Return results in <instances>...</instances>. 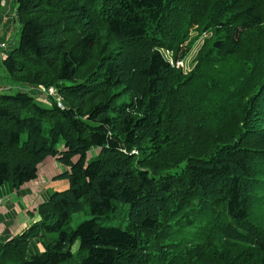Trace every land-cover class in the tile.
I'll return each instance as SVG.
<instances>
[{
	"label": "trees",
	"instance_id": "trees-1",
	"mask_svg": "<svg viewBox=\"0 0 264 264\" xmlns=\"http://www.w3.org/2000/svg\"><path fill=\"white\" fill-rule=\"evenodd\" d=\"M16 2L2 66L57 93H0V187L52 157L68 188L0 264H264V0ZM192 31L212 33L186 73L167 52L184 58Z\"/></svg>",
	"mask_w": 264,
	"mask_h": 264
},
{
	"label": "crops",
	"instance_id": "crops-1",
	"mask_svg": "<svg viewBox=\"0 0 264 264\" xmlns=\"http://www.w3.org/2000/svg\"><path fill=\"white\" fill-rule=\"evenodd\" d=\"M14 5L15 0H3V11L0 16V39L4 45L0 51V57L2 60H4V58L9 55L14 46H16L18 43L15 39V43L12 45L13 48L11 47L9 49V42L11 41L12 35L16 33L20 27V23L17 19V6L15 7ZM7 88L8 89H5L7 90L6 93L15 92L17 90H25L27 93L34 96L39 103H41V101L46 98L40 93L38 87L35 86L9 85ZM40 176L41 173L39 172L37 180L40 179ZM37 180L33 182H36ZM33 182L28 183L23 187H30V190L25 191L26 194L28 193L25 198L21 196V192H24L23 188L20 190L11 188L9 189L8 196L11 197L12 201L13 195H17L18 200L24 198V200H21L20 204L18 202L16 204L12 203L11 199H9V203H6L8 200H6V198L8 197H5L3 201L0 200V245H2L5 241L10 240L14 236L22 233L28 226L35 222L38 219L36 209L42 202L49 199V192L43 189V187L34 188V186L31 185ZM51 183L55 184V180H53ZM40 194L43 196L38 197ZM20 206H22L21 212L18 210ZM23 212L25 214H23Z\"/></svg>",
	"mask_w": 264,
	"mask_h": 264
},
{
	"label": "rangeland",
	"instance_id": "rangeland-1",
	"mask_svg": "<svg viewBox=\"0 0 264 264\" xmlns=\"http://www.w3.org/2000/svg\"><path fill=\"white\" fill-rule=\"evenodd\" d=\"M14 6L15 7L17 6L16 0H15V5ZM21 28H22V26L20 24V27L17 30V32L12 35L11 41L9 42V49L15 43V39H16V41L18 43H17L16 46H14V48L19 46L20 38H21ZM211 33H212L211 31H205V32H203L202 35L199 36L198 32H196V31H192L191 32L190 40H192V38L195 37L191 41V42H195V44L187 51V55H185L184 58H181L180 60H178L179 62L181 61V62L184 63V65L181 66L180 68H182L186 73L187 72L189 73L193 69V67L195 66L196 55H197L198 51L201 49V47L203 46V44L206 41H208L207 39L211 37ZM189 41L185 44V47H188L187 44L189 43ZM167 53H168V56H169L170 60L173 61L174 64L176 65L177 61L174 60L173 54L171 52H167ZM167 53H166V55H167ZM0 62H1V64H0V87L2 89H8L7 87L9 85L16 86V84H14L12 82V80L8 77V74L6 73L5 68L2 66V58L1 57H0ZM44 97H46V98H44L43 101H41L40 105H42L44 107H47V108L52 107V101L55 100V99L48 98L47 96H44ZM125 100H126V98H124L121 102H124ZM96 153H97L96 150H92L90 152L89 156L93 157V156H95ZM67 170H68V168L66 166L60 164L55 158L49 157L41 165V170H40L41 176H40V179L37 180L36 182H33L31 185L34 186V188L43 187V189L47 190L49 192L50 196H51V194L54 193V192L62 191V190H65L66 188H68V181L67 180L55 179V177H57L59 174L65 172ZM53 180H55V184L51 183ZM10 188L14 189V187L11 184H5L2 187H0V200L3 201V199L5 197H8V198H6V200L8 199L6 201V203L10 202L9 199H11V197L8 196ZM23 189H24L23 190L24 192H21V196L25 198L28 195V193L26 194L25 191L30 190V187H25ZM41 196H43V195L42 194L38 195V197H41ZM12 197H13V201H12V199H11V201L14 204H16L17 202L20 204L21 200H24V198L21 199V200H18L17 199V197H18L17 195H13ZM125 207L127 208V206H125V205L122 206V208H125ZM21 208H22V206H20L19 209H18V210H20V212H21ZM23 214H25V213L23 212ZM91 218H92V216H91L90 213H87V214H75L73 216V219H72V222H71V226H72V228H76L82 222H84L85 220H89ZM126 223L127 222L125 221V216H124V213H123L120 216L119 220H114V221L107 222L106 226L123 227V228H125Z\"/></svg>",
	"mask_w": 264,
	"mask_h": 264
},
{
	"label": "built area",
	"instance_id": "built-area-1",
	"mask_svg": "<svg viewBox=\"0 0 264 264\" xmlns=\"http://www.w3.org/2000/svg\"><path fill=\"white\" fill-rule=\"evenodd\" d=\"M4 47V45H3V43L1 42V39H0V51L2 50V48ZM0 64H1V62H0ZM184 65V63L183 62H177V64H176V66L178 67V68H180L181 66H183ZM39 91L43 94V95H45V96H47V97H49V96H52V97H54L55 95H56V93H57V91H56V89L54 88V87H50V88H46V87H43V86H40L39 88ZM1 92H7V90H5V89H2L1 87H0V93ZM57 102H58V105L60 106V107H62L63 108V103L60 101V99H57Z\"/></svg>",
	"mask_w": 264,
	"mask_h": 264
},
{
	"label": "water",
	"instance_id": "water-1",
	"mask_svg": "<svg viewBox=\"0 0 264 264\" xmlns=\"http://www.w3.org/2000/svg\"><path fill=\"white\" fill-rule=\"evenodd\" d=\"M221 46V44L219 43V42H217L216 44H215V47L216 48H219Z\"/></svg>",
	"mask_w": 264,
	"mask_h": 264
},
{
	"label": "clouds",
	"instance_id": "clouds-1",
	"mask_svg": "<svg viewBox=\"0 0 264 264\" xmlns=\"http://www.w3.org/2000/svg\"><path fill=\"white\" fill-rule=\"evenodd\" d=\"M178 62V61H177ZM3 93V92H2ZM6 93V92H5ZM49 98V97H48Z\"/></svg>",
	"mask_w": 264,
	"mask_h": 264
}]
</instances>
